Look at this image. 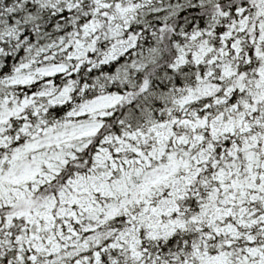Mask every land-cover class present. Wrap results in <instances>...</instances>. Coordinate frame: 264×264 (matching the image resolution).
Listing matches in <instances>:
<instances>
[{"label":"snow or ice","instance_id":"snow-or-ice-1","mask_svg":"<svg viewBox=\"0 0 264 264\" xmlns=\"http://www.w3.org/2000/svg\"><path fill=\"white\" fill-rule=\"evenodd\" d=\"M0 264H264V0H0Z\"/></svg>","mask_w":264,"mask_h":264}]
</instances>
